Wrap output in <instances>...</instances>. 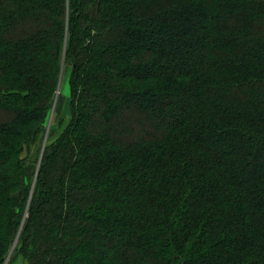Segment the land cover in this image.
<instances>
[{
	"label": "trees",
	"instance_id": "1",
	"mask_svg": "<svg viewBox=\"0 0 264 264\" xmlns=\"http://www.w3.org/2000/svg\"><path fill=\"white\" fill-rule=\"evenodd\" d=\"M13 248L264 264V0H0V264Z\"/></svg>",
	"mask_w": 264,
	"mask_h": 264
},
{
	"label": "rangeland",
	"instance_id": "2",
	"mask_svg": "<svg viewBox=\"0 0 264 264\" xmlns=\"http://www.w3.org/2000/svg\"><path fill=\"white\" fill-rule=\"evenodd\" d=\"M71 66L66 63L60 77V84L58 86L49 117L46 124V132L42 141V148L48 143L52 142L55 137L60 134L64 127L69 123L71 119L70 115V87H69V74ZM15 247V246H14ZM13 252V253H12ZM14 259L11 260L10 258ZM4 264H26L24 258L21 255L14 256V248L9 253V256Z\"/></svg>",
	"mask_w": 264,
	"mask_h": 264
}]
</instances>
